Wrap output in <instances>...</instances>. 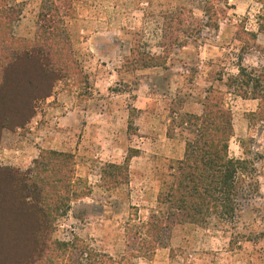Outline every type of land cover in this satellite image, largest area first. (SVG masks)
<instances>
[{"label":"rangeland","instance_id":"1","mask_svg":"<svg viewBox=\"0 0 264 264\" xmlns=\"http://www.w3.org/2000/svg\"><path fill=\"white\" fill-rule=\"evenodd\" d=\"M229 4L218 29L187 40L182 8L205 18L196 0H0V56L54 48L67 68L40 99L37 59L16 62L4 78L0 115L24 102L32 115L22 126L0 121V166L39 182L54 212L33 256L29 219L1 175L0 264H117L124 254L130 264H264V118L250 117L259 100L232 91L229 155L252 162L258 187L237 226L179 222L150 253L138 250L137 227L165 210L158 194L192 137L173 121L201 114L206 90L226 91L239 65L264 70V0ZM171 22L179 27L168 31ZM144 53L156 56L145 66Z\"/></svg>","mask_w":264,"mask_h":264},{"label":"trees","instance_id":"2","mask_svg":"<svg viewBox=\"0 0 264 264\" xmlns=\"http://www.w3.org/2000/svg\"><path fill=\"white\" fill-rule=\"evenodd\" d=\"M200 3V10L205 18H194L192 10L183 7L187 18L180 20L183 25L182 34L188 40L199 37L204 27L218 29L220 19L226 15L224 8L230 6L229 0H196ZM188 18H190L188 20ZM179 21V19L177 18ZM170 23L167 30L178 23ZM177 29V28H176ZM175 30V29H174ZM255 36L254 33L250 32ZM54 33L46 32L45 40H52ZM239 34L238 38L240 39ZM185 40L184 42H187ZM156 56L144 53L137 59L143 66ZM22 59H37L39 69L45 78L43 88L36 93L35 98L48 96L54 82L67 69L58 60L62 59V52L54 48H40L33 45L22 51H13L0 56V91L4 90L5 76ZM222 80V78H220ZM226 91L214 86L205 92L201 114L184 112L179 121L174 120L172 125L183 127L190 131L192 137L187 139L186 149L182 159L176 161L170 174L171 182L166 191L158 194V202L165 210L150 214L146 221L137 227L139 234L138 250L150 253L160 244L165 230L175 223H192L200 226L209 225L217 221L223 225L235 228L238 223L242 202L250 199L258 190L254 183L255 171L252 162L245 158H234L229 155V143L234 135L232 111L225 101L226 92H235L244 98L259 100L258 108L250 117L254 122L264 118V70H248L238 66V72L229 74L223 82ZM9 114L0 115L1 124L7 122L11 126H22L32 115V107L21 103L7 108ZM5 176L6 189H9L23 205L21 215L29 219L28 235L34 243L32 255L44 251L42 246L47 239L51 226L53 208L49 196H43L44 187L34 178H29L14 169L0 166V176ZM4 178V177H3ZM51 177L47 179L48 185ZM243 235L236 232L235 239ZM32 243V244H33ZM145 255V254H144ZM31 259V258H30ZM108 264H115L112 260ZM117 264H130L128 256L123 255Z\"/></svg>","mask_w":264,"mask_h":264}]
</instances>
